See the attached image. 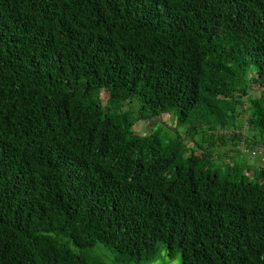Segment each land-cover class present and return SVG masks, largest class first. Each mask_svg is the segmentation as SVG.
<instances>
[{"label":"trees","instance_id":"1","mask_svg":"<svg viewBox=\"0 0 264 264\" xmlns=\"http://www.w3.org/2000/svg\"><path fill=\"white\" fill-rule=\"evenodd\" d=\"M199 126L264 156V0H0V264H264V167L212 169Z\"/></svg>","mask_w":264,"mask_h":264},{"label":"rangeland","instance_id":"2","mask_svg":"<svg viewBox=\"0 0 264 264\" xmlns=\"http://www.w3.org/2000/svg\"><path fill=\"white\" fill-rule=\"evenodd\" d=\"M94 97L103 105L104 109L116 110L120 113H128L134 118H138L141 115V102L134 98L132 101L116 102L111 99L109 90L105 87L96 90ZM250 112V111H249ZM246 126V125H245ZM134 130L139 134L146 136L152 132H158L164 142H168L171 138H175L177 133L180 132L182 136L186 134V127L180 126L178 123V112L173 110L170 113L162 115L161 118L155 117L150 120L140 119L134 125ZM217 132H220L218 130ZM215 130H210L207 126H199L194 134H188L186 144L189 150L196 149L201 151L202 147L210 145V150L213 153L211 160V168L216 169L218 167L222 172L227 171L232 162H228L224 157L225 155L232 156L234 161L243 163L245 157L250 154L248 152L236 151L237 156H242V159L233 156L230 152V148L227 144L216 145V134ZM218 153L219 156H216ZM258 159V158H256ZM244 166V165H243ZM247 167V166H245ZM264 167V163L257 164L255 171L252 173L251 178L256 181L259 177V170ZM95 252L101 256L106 264H116L114 255L109 248L99 244L95 249ZM146 264H183L181 253L177 251L173 257L168 255V248L164 243H160L158 256L155 260L150 261Z\"/></svg>","mask_w":264,"mask_h":264},{"label":"crops","instance_id":"3","mask_svg":"<svg viewBox=\"0 0 264 264\" xmlns=\"http://www.w3.org/2000/svg\"><path fill=\"white\" fill-rule=\"evenodd\" d=\"M242 131H243V134H246V133H247V126H245L244 129H243ZM243 136L245 137V135H243ZM227 145H228L229 147H231V148H230V152H231V154H232L233 156L238 157L237 154H236V151H240V152L242 153V151H241L239 145L236 146V145H234V143L231 142V141H230V143L227 144ZM242 149H243V147H242ZM216 156H219L218 153H216ZM262 156H263V154H259V155H256V156H253V155H251V154H248V155L245 157V159L243 160L244 162H243L242 164H243L244 166H247V167H245V168H246L245 172H246L248 175H252V173L255 171V169H256L257 164L259 163V161H260L261 163H264V160H263V157H262ZM224 158H225L228 162H232V165L234 164V162H236V161L233 160L232 156L225 155ZM256 158H258V159H256ZM237 159H242V156L240 155Z\"/></svg>","mask_w":264,"mask_h":264},{"label":"built area","instance_id":"4","mask_svg":"<svg viewBox=\"0 0 264 264\" xmlns=\"http://www.w3.org/2000/svg\"><path fill=\"white\" fill-rule=\"evenodd\" d=\"M245 151H247V152H251L252 154H256V151H251V150H248L247 148H245ZM263 160H264V156H263Z\"/></svg>","mask_w":264,"mask_h":264}]
</instances>
